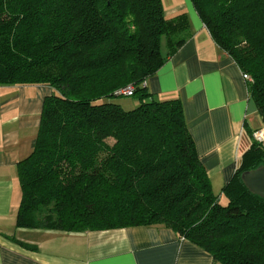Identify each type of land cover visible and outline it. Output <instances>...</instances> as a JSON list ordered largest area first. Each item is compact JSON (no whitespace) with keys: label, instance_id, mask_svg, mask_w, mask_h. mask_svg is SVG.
<instances>
[{"label":"trees","instance_id":"1","mask_svg":"<svg viewBox=\"0 0 264 264\" xmlns=\"http://www.w3.org/2000/svg\"><path fill=\"white\" fill-rule=\"evenodd\" d=\"M215 43L253 82L264 123V0H191ZM185 14L163 0H0V86L44 85L30 156L18 164L16 227L79 233L164 225L214 264H264V198L242 174L264 167L244 154L223 205L189 133L180 100L147 81L189 38ZM134 87L132 95L123 91ZM139 97L126 110L115 99Z\"/></svg>","mask_w":264,"mask_h":264},{"label":"crops","instance_id":"2","mask_svg":"<svg viewBox=\"0 0 264 264\" xmlns=\"http://www.w3.org/2000/svg\"><path fill=\"white\" fill-rule=\"evenodd\" d=\"M163 5L168 19L187 16L189 38L147 89L157 100H180L212 187L223 190L264 123L241 68L215 43L191 0ZM52 92L44 85L0 86V264H214L209 252L164 225L79 233L16 227L18 164L32 153Z\"/></svg>","mask_w":264,"mask_h":264},{"label":"water","instance_id":"3","mask_svg":"<svg viewBox=\"0 0 264 264\" xmlns=\"http://www.w3.org/2000/svg\"><path fill=\"white\" fill-rule=\"evenodd\" d=\"M242 181L250 192L264 198V167L244 172Z\"/></svg>","mask_w":264,"mask_h":264},{"label":"rangeland","instance_id":"4","mask_svg":"<svg viewBox=\"0 0 264 264\" xmlns=\"http://www.w3.org/2000/svg\"><path fill=\"white\" fill-rule=\"evenodd\" d=\"M115 100L118 103H120L123 106V108H125L126 110L133 109L140 104L139 97H120V98H116ZM247 138H248V140H250L249 136ZM250 142H251V140L249 141V143ZM213 190H214V193L220 197L221 203L223 205H227L228 200H227L226 196L222 195V189L219 190L217 187H215V189H213Z\"/></svg>","mask_w":264,"mask_h":264},{"label":"built area","instance_id":"5","mask_svg":"<svg viewBox=\"0 0 264 264\" xmlns=\"http://www.w3.org/2000/svg\"><path fill=\"white\" fill-rule=\"evenodd\" d=\"M243 78L250 84L253 82L252 78L247 75V74H243ZM134 92V87L133 86H129L128 88H126L123 93L126 95H132ZM253 139L254 142L263 145L264 146V128L260 129L258 131H255L253 133Z\"/></svg>","mask_w":264,"mask_h":264}]
</instances>
